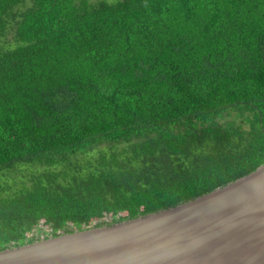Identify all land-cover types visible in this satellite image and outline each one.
<instances>
[{
	"label": "trees",
	"instance_id": "16d2710c",
	"mask_svg": "<svg viewBox=\"0 0 264 264\" xmlns=\"http://www.w3.org/2000/svg\"><path fill=\"white\" fill-rule=\"evenodd\" d=\"M4 38L0 250L264 164V0H0Z\"/></svg>",
	"mask_w": 264,
	"mask_h": 264
},
{
	"label": "water",
	"instance_id": "95a60500",
	"mask_svg": "<svg viewBox=\"0 0 264 264\" xmlns=\"http://www.w3.org/2000/svg\"><path fill=\"white\" fill-rule=\"evenodd\" d=\"M0 264H264V164L172 207L5 248Z\"/></svg>",
	"mask_w": 264,
	"mask_h": 264
},
{
	"label": "rangeland",
	"instance_id": "374dc122",
	"mask_svg": "<svg viewBox=\"0 0 264 264\" xmlns=\"http://www.w3.org/2000/svg\"><path fill=\"white\" fill-rule=\"evenodd\" d=\"M11 39L10 38H4V40H2V42L0 41V43H5L7 41H10ZM17 174H20V171L17 170V171H13L12 173L10 174H3L1 177H0V182L4 184L5 181L9 182L11 184V189L13 190L15 188V180H14V177L13 176H16ZM44 234L40 233L38 235V237L42 238Z\"/></svg>",
	"mask_w": 264,
	"mask_h": 264
}]
</instances>
